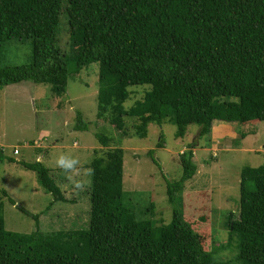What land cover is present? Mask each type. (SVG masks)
Masks as SVG:
<instances>
[{
    "label": "trees",
    "instance_id": "obj_1",
    "mask_svg": "<svg viewBox=\"0 0 264 264\" xmlns=\"http://www.w3.org/2000/svg\"><path fill=\"white\" fill-rule=\"evenodd\" d=\"M61 11L66 51L55 43ZM11 37L29 38L30 60L0 65V85L29 79L48 83L59 95L70 73L96 61L95 116L109 109L107 121L122 135L142 137L149 122L164 120L175 125L174 136H182L190 122L198 125V136H206L213 119L264 120V0H0V44ZM134 83L149 87L124 107L127 86ZM124 115L136 120L129 132ZM74 126L85 123L77 119ZM243 135L238 132L234 142ZM95 137L108 144L106 135ZM191 144L178 154L180 175L165 180L168 222L151 226L124 204L120 146L93 150L86 227L9 230L0 201V264H215L214 250L202 247L175 205V193L196 168ZM146 152L151 155V148ZM18 162L53 199H63L42 162ZM238 177V212L226 221L235 258L238 264H264V164L243 165ZM0 193L6 195L3 188Z\"/></svg>",
    "mask_w": 264,
    "mask_h": 264
},
{
    "label": "rangeland",
    "instance_id": "obj_2",
    "mask_svg": "<svg viewBox=\"0 0 264 264\" xmlns=\"http://www.w3.org/2000/svg\"><path fill=\"white\" fill-rule=\"evenodd\" d=\"M66 27L65 13L61 11L55 43L64 51L68 49ZM29 60L28 37H11L1 42L0 65ZM97 66L96 61H90L70 73L59 95L50 91L48 83L29 79L0 85V149L4 155L0 160V189L6 191V195L0 193V201L4 227L17 232L86 227L88 162L93 150L99 152L110 146L122 148L124 204L136 218H148L151 226L166 223L170 220L171 204L165 193V180L172 181L180 175L178 154L191 141L196 168L175 193V205L199 234L202 247L214 250L219 264H238L235 236H229L227 215L234 218L238 212L240 167L264 164V120L216 119L229 126L223 125L219 132L212 127L206 136L197 135L198 125L194 122L186 125L182 136H174L175 125L164 120L159 124L149 122L142 137L122 135L107 121L109 109L103 116H95ZM148 87V83L128 85L122 105L128 107ZM77 119L85 123L84 128L74 126ZM123 120L126 131H131L135 117L124 115ZM238 132L244 135L235 143ZM95 133L106 135L108 144L102 145ZM13 147L18 153H12ZM149 148L151 155L146 152ZM61 156L70 167L58 164ZM19 160H39L48 167L63 199H53L38 183L34 172ZM150 204L152 208L147 210Z\"/></svg>",
    "mask_w": 264,
    "mask_h": 264
},
{
    "label": "crops",
    "instance_id": "obj_3",
    "mask_svg": "<svg viewBox=\"0 0 264 264\" xmlns=\"http://www.w3.org/2000/svg\"><path fill=\"white\" fill-rule=\"evenodd\" d=\"M223 125H225V127L226 126H229V124L228 123H223V122H221V121H217L216 119H213L212 120V122H211V128L212 127H216V129H217V132H219L220 131V128L223 126ZM210 128V129H211ZM213 131V130H212ZM18 153V152H17ZM14 154H16V153H14ZM66 214H72V213H66Z\"/></svg>",
    "mask_w": 264,
    "mask_h": 264
},
{
    "label": "clouds",
    "instance_id": "obj_4",
    "mask_svg": "<svg viewBox=\"0 0 264 264\" xmlns=\"http://www.w3.org/2000/svg\"><path fill=\"white\" fill-rule=\"evenodd\" d=\"M58 164H60L61 166H71L68 162H67V160H66V158L65 157H63V156H61L60 158H59V160H58Z\"/></svg>",
    "mask_w": 264,
    "mask_h": 264
},
{
    "label": "built area",
    "instance_id": "obj_5",
    "mask_svg": "<svg viewBox=\"0 0 264 264\" xmlns=\"http://www.w3.org/2000/svg\"><path fill=\"white\" fill-rule=\"evenodd\" d=\"M17 152H18L17 148L13 147L12 148V153H17Z\"/></svg>",
    "mask_w": 264,
    "mask_h": 264
}]
</instances>
